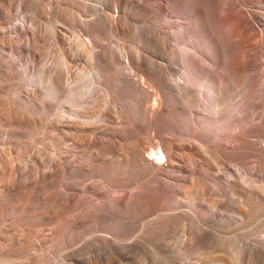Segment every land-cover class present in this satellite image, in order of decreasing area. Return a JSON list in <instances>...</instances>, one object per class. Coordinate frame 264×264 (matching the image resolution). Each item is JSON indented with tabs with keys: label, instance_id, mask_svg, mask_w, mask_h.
<instances>
[{
	"label": "rangeland",
	"instance_id": "rangeland-1",
	"mask_svg": "<svg viewBox=\"0 0 264 264\" xmlns=\"http://www.w3.org/2000/svg\"><path fill=\"white\" fill-rule=\"evenodd\" d=\"M149 1L153 2L147 4ZM112 2L0 0V33L7 37V42L0 40V264H264V247L257 242L264 237V156L247 150L241 157L229 159L226 167L217 164L213 171L196 163L198 158L190 159L181 164L184 170L168 172L173 188L118 203L115 197L124 184L118 177L125 178L126 190L143 182L156 186V180L141 175L132 165L115 172L123 163L110 152L106 155L108 151L93 143L77 144L73 140L84 137L71 134L65 139L58 131L55 118H77L67 108L76 110L80 120L93 114L89 117L93 123H102L104 113L128 111V100L109 97L97 79L90 90L83 93L79 88L81 69L97 66L91 53L99 44L116 49L120 45L129 54L141 48L159 52L136 30L141 20H157L136 0L123 5L131 18L127 20L131 25L125 23L124 35L113 34L104 23L87 24V28L85 22L94 19L99 9L111 12ZM261 6L264 0L242 3L249 13H264ZM233 18L221 25L213 17L212 21L217 30L235 35L240 26ZM13 25H20L21 30ZM30 30L34 36L28 38ZM168 56L171 66L178 69L177 55ZM51 75L61 78L59 92L52 89ZM257 88L261 89L257 98L264 103V85ZM189 109L202 111L196 105ZM106 122L108 127L118 126ZM185 125L176 126V142L189 139L204 146L201 139L189 135ZM139 134L145 142L156 140L148 131ZM250 139L254 145L261 142L257 137ZM60 149L66 150L63 154L69 152L66 164L78 163L72 172L55 175L51 162ZM103 156L111 157V162L98 166L95 157ZM150 157L155 163L164 161L163 157L159 161ZM86 185L95 186L100 194L85 189ZM72 195L74 200L66 201Z\"/></svg>",
	"mask_w": 264,
	"mask_h": 264
},
{
	"label": "bare ground",
	"instance_id": "bare-ground-1",
	"mask_svg": "<svg viewBox=\"0 0 264 264\" xmlns=\"http://www.w3.org/2000/svg\"><path fill=\"white\" fill-rule=\"evenodd\" d=\"M126 1L113 0L111 12L107 10L104 12V9L99 11V9L95 18L92 17L94 19L85 22L86 26L104 23L113 34L124 35L128 29L125 23L131 19L123 6ZM239 2L237 0H153L147 4L148 0H136L138 6L154 13L157 19L139 21L136 30L147 42L153 43L159 52L154 54L143 48H136L140 50L129 54V50L124 51L120 45L116 49L105 43L99 44L98 49L93 48L91 56L97 61V66L88 71L81 69L82 82L79 87L81 92L88 91L87 89L94 85L93 80L97 79L99 85L110 94L109 97L123 96L128 100V111L119 114L123 112L121 110L118 114L115 113L116 115L104 113L102 123H96L97 121L93 123L89 120L93 114L80 120L82 117L77 119L79 115L77 112L74 113L76 110L67 108V112L77 118H55L54 121L63 138L69 139L71 134H77L84 138L79 141L73 140L75 143H93L108 151L106 155L109 156L110 152L114 160L123 163L116 167L115 172L122 167L127 168L132 165L139 168L141 175L151 176L156 180V186L148 182L141 183L142 180L141 185L134 184L133 188L126 190L128 184L125 183V178L118 177V180L124 183L115 197L118 203L143 198L146 192L150 194L159 189L173 188L175 185L168 181L172 178L168 172L176 169L184 170L181 164L190 159L202 158L201 162L196 159V163L213 171L217 164L226 167L229 159L241 157L247 150L264 156V103L257 98L258 91L261 90L257 88L258 85H264V79L261 80L262 77L264 78V30L255 24L256 22L259 26H264V13L255 11L249 13L242 8V3H247V0H239ZM261 8L264 9L263 6ZM217 9L219 14L216 12ZM232 16L237 19L240 26L235 35L214 27L212 17L221 25ZM24 24H21V29L25 28ZM19 26L13 25L17 30H21ZM30 31L28 38L33 35ZM59 31H57L58 38L62 39L60 33L62 31ZM26 36L27 34L24 37ZM193 37L196 39H192ZM0 40L7 42V37L0 33ZM168 54L177 55L178 69L171 66V58ZM58 71L59 75L61 71L59 73ZM175 73L179 76L174 77ZM50 79L52 89L58 91L61 88L59 78L52 76ZM69 83L67 82V85ZM71 98L72 101L73 95ZM190 105L200 107L203 112L199 109H189ZM104 121L114 122L118 126L108 127L109 125L104 124ZM181 122H185L188 126L189 135L201 139L204 146L189 139V141L176 142L173 136L176 126ZM142 131H148L154 139L156 137V140L145 142L143 135L139 134ZM128 137L132 140L128 141ZM250 137L260 138V144L254 145ZM63 151L66 150L60 149L51 162L55 175L75 169L74 164L78 163L66 164L65 161L69 160L65 154L69 152L63 154ZM150 156H154L158 161L163 157L164 161L160 159L159 163H155ZM95 159L100 161L98 166H106L111 162V157L103 156ZM120 173L122 172L116 174ZM94 187L86 185L85 189L100 194V191ZM182 187L186 186L182 185ZM73 193L75 195L74 191ZM73 200V195L66 198L68 202ZM257 242L264 247V237Z\"/></svg>",
	"mask_w": 264,
	"mask_h": 264
}]
</instances>
